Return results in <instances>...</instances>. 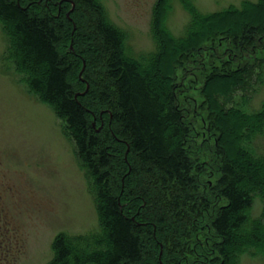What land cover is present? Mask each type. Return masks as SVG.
Segmentation results:
<instances>
[{
  "label": "trees",
  "instance_id": "obj_1",
  "mask_svg": "<svg viewBox=\"0 0 264 264\" xmlns=\"http://www.w3.org/2000/svg\"><path fill=\"white\" fill-rule=\"evenodd\" d=\"M58 1L63 7L80 1L95 16L94 30L114 90L104 98L109 114L96 110L98 101L90 103L95 112L88 108L90 94L75 93L74 67L59 50L63 7L58 19L51 15ZM169 1L159 0L156 6L155 52L135 59L125 54L121 33L107 21L96 0H46L45 6L43 0H0V24L9 44L6 61L65 122L79 159L95 179L100 232L78 239L59 237L52 264H240L245 255L264 257V214L252 216L255 201L264 204V155L251 150L264 133V106L255 114L236 106L229 114L217 104L219 119L212 126L219 134L217 155L223 165L221 177L200 209L191 195L200 187L195 157L189 150L193 132L180 109L176 87L180 71L184 73L203 51L225 48L233 67L241 66L243 60L244 66L258 63L264 49V0L209 15L193 9L192 21L179 38L165 25ZM248 67L208 76L204 85L208 107L215 106L214 96L231 99L242 89ZM111 117L115 131L106 123ZM97 119L101 132L95 130ZM117 133L123 141L115 147ZM123 148L130 150L133 162L142 174L145 171L143 176L158 179L159 188L140 189L129 175V185L119 195L111 184V171L116 163L117 173L124 172ZM215 199L221 203L216 207L211 202ZM194 205L195 222L209 224V232L198 241L187 236L184 226Z\"/></svg>",
  "mask_w": 264,
  "mask_h": 264
},
{
  "label": "rangeland",
  "instance_id": "obj_2",
  "mask_svg": "<svg viewBox=\"0 0 264 264\" xmlns=\"http://www.w3.org/2000/svg\"><path fill=\"white\" fill-rule=\"evenodd\" d=\"M45 1L41 3L43 6L46 5ZM96 1L102 6L107 21L121 33L126 55L137 59L155 52L152 22L157 16L159 0ZM259 1L189 0V4L170 0L164 11V19L167 18L165 25L174 37L179 38L192 21L193 9L202 15H209L232 7L241 9L245 2L257 4ZM61 3L58 1V6L55 4L56 11L53 10L51 14L54 19H58L61 14H58V10L63 7ZM62 13L59 50L74 67L71 82L75 93L79 97L90 94L86 100L88 108L94 112L99 109L100 113L107 111L109 114L111 108L106 106V100L114 94V90L105 70L103 48L94 30L95 16L80 1H75V5H64ZM8 45L0 24V181L5 185L1 207L5 220L8 218L12 225L9 234L5 231L3 235L0 229V243L3 244L0 247V264H52L54 244L59 237L78 239L100 232L95 179L92 171L79 159L65 122L58 117L53 107L44 103L29 88L24 76L16 71L12 62L6 61ZM221 50L203 51L201 58L187 65L184 73L180 71L176 84L180 109L193 132L189 150L195 157L196 178L200 187L191 195H194L195 205H200V209H203V199L212 192L221 177L223 165L217 155L219 134L212 126L214 120L219 119L217 106L222 107L225 113L239 106L244 112L252 114L260 112L264 106L263 49L258 63L251 61L244 66L246 60H243L241 66H249L243 88L231 99L214 96L215 106L208 107L204 95L208 76L227 74L241 67H233V60L228 58L225 48ZM79 54L82 55L75 56ZM106 89L109 94H105ZM93 101L100 103L96 110L90 104ZM111 119H107L106 123L115 131ZM93 123L95 130L101 132V122L97 119ZM231 125L234 126V123ZM114 137L119 143L116 141L113 145L118 147L123 140L118 133ZM251 148L253 153L264 155V133L254 140ZM122 151L126 165L124 172L121 175L117 173L120 166L116 163L115 169L111 171V184L119 195L128 187L126 177L129 175L134 176L133 181H137L140 189L153 192L155 187L159 188L156 177L149 179L143 176L145 171L142 174L141 167L136 165V161L133 162L130 150L123 148ZM112 153L116 159L117 156ZM161 194L166 197L165 192ZM211 202L215 207L221 204L216 199ZM195 205L193 208L191 205L190 211L185 214L187 222L184 226L187 236L198 241L199 236H206L209 232V224L206 221L200 225L195 222L191 213ZM262 214L264 204L256 200L252 216L260 218ZM202 228L207 229L206 233L202 232ZM158 231L155 226V232ZM240 264H264V257L245 255L241 257Z\"/></svg>",
  "mask_w": 264,
  "mask_h": 264
},
{
  "label": "flooded vegetation",
  "instance_id": "obj_3",
  "mask_svg": "<svg viewBox=\"0 0 264 264\" xmlns=\"http://www.w3.org/2000/svg\"><path fill=\"white\" fill-rule=\"evenodd\" d=\"M1 179V176H0ZM5 187V185L1 184L0 181V229H2L3 232H1L4 235V232L6 231L8 234L12 228V225L9 223L8 218L7 220H5V215L3 213V209L1 207V204L3 203V198H4V194L5 192H3V188ZM6 234V233H5ZM2 243H0V247H2Z\"/></svg>",
  "mask_w": 264,
  "mask_h": 264
}]
</instances>
